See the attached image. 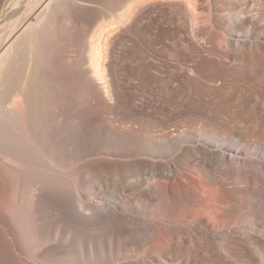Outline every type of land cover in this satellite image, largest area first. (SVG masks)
Returning <instances> with one entry per match:
<instances>
[{"label": "bare ground", "instance_id": "1", "mask_svg": "<svg viewBox=\"0 0 264 264\" xmlns=\"http://www.w3.org/2000/svg\"><path fill=\"white\" fill-rule=\"evenodd\" d=\"M0 264H264V0H0Z\"/></svg>", "mask_w": 264, "mask_h": 264}, {"label": "rangeland", "instance_id": "2", "mask_svg": "<svg viewBox=\"0 0 264 264\" xmlns=\"http://www.w3.org/2000/svg\"><path fill=\"white\" fill-rule=\"evenodd\" d=\"M83 4H84V2H83ZM89 4V5H88ZM86 5H88L89 7H96V8H99L100 7V5H98V4H95L94 2H87L86 3ZM96 5V6H95Z\"/></svg>", "mask_w": 264, "mask_h": 264}]
</instances>
